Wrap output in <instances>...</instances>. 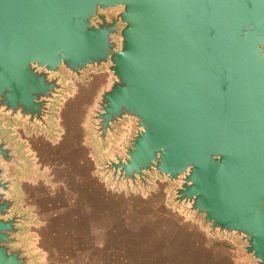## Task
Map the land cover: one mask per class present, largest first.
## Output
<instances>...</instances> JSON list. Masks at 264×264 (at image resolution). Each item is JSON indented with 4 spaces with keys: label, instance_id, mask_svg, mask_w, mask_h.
<instances>
[{
    "label": "water",
    "instance_id": "1",
    "mask_svg": "<svg viewBox=\"0 0 264 264\" xmlns=\"http://www.w3.org/2000/svg\"><path fill=\"white\" fill-rule=\"evenodd\" d=\"M106 67L87 116L99 151L126 120L122 152L101 158L116 185L178 184L207 235H233L264 264V0H0V115L52 131L67 72ZM0 134V264H34L21 238L16 176Z\"/></svg>",
    "mask_w": 264,
    "mask_h": 264
},
{
    "label": "crops",
    "instance_id": "2",
    "mask_svg": "<svg viewBox=\"0 0 264 264\" xmlns=\"http://www.w3.org/2000/svg\"><path fill=\"white\" fill-rule=\"evenodd\" d=\"M105 71H87L80 79L64 73L69 91L55 107L50 133L19 124V154L30 166L19 180L25 193L20 191L41 220L35 235L38 250L57 263L97 252L118 264L121 245L132 248L137 243L136 223L128 222L126 216L133 221L139 216L142 227L152 228L144 219L153 211L148 197L116 195L94 174L104 155L88 130L87 115L96 95L108 83ZM161 203L155 211L167 218ZM121 220L126 223L121 225ZM191 226L186 220L177 224L183 232ZM143 262L146 264L145 259Z\"/></svg>",
    "mask_w": 264,
    "mask_h": 264
},
{
    "label": "rangeland",
    "instance_id": "3",
    "mask_svg": "<svg viewBox=\"0 0 264 264\" xmlns=\"http://www.w3.org/2000/svg\"><path fill=\"white\" fill-rule=\"evenodd\" d=\"M103 69L106 70V67ZM92 71L93 69L88 70L89 73ZM62 73L65 72L62 71ZM105 73L109 77L107 83L108 85L111 77L107 70ZM54 118L55 115L52 119H50L51 123ZM19 124L25 126V124L19 123L17 120H15L12 124H9L5 120V117L0 115V134L4 133L7 135L8 139L11 140L12 145H15L18 148V154L20 153L18 144L19 140L17 138L19 133ZM129 125H132L131 120H126L122 123L118 135L109 141L107 147L101 151L104 156L109 155L111 151H123V148L127 145V141L132 134V126L131 129H129L130 133L128 132L127 127ZM53 127L52 123L51 128L53 129ZM31 129L37 130L40 128ZM91 135L93 137L92 133ZM24 161L27 164L26 173L23 174L19 170L12 168L9 169V173L10 176H16V210L20 213H27V218L29 220L27 223L22 225L24 232L22 233L21 238L25 241V248L28 249L30 254L36 258L33 263L117 264L110 260L109 256H100V253L97 254V252L88 257L73 258L72 261L69 259L68 261L70 262H64L62 260L61 263L54 262L51 258H45L43 256V253H41L40 249L38 250V246L35 242V235L37 234L36 228L41 224V220L33 211L29 200L26 198V195L24 194V186L19 183V180L22 179L23 176L27 175L30 167L28 166L27 161ZM98 163L100 164V169L97 170L95 166L94 174L104 183L108 191L116 195L119 194L120 196L148 197L147 199L150 200L152 204V215L144 217V219L146 218V223L150 221L152 224L151 230H148L147 226H141L143 224V220L141 221L139 216H136L134 221L133 218L131 219V216H126L128 218V222L136 223L135 240L137 243L134 246L132 245V248H130V246L123 247L121 245L119 249L120 257L118 259V264H145L143 262L144 259L146 260V264H254V261L244 254V244H241L233 235L215 233L212 236H208L207 230L202 229L200 223L194 220L192 214L188 212L187 207L171 204V198L173 196L172 189L177 188L178 184L171 183L168 180L161 179L159 177L158 178L161 181L156 182L154 177L157 176L156 174H153L150 176V180L148 181L149 187L146 189H143L142 185L138 183L136 185H132V183L127 185H116V183L111 180L110 176L104 172L101 162L99 161ZM129 186H132L133 188L128 190ZM20 190L24 193L22 194ZM159 197H161V200H159ZM160 203L167 211V218L159 216L155 211V209H158ZM166 203L167 207L165 206ZM139 204L140 202L137 198V207H139ZM179 215H181V217ZM185 220L188 225L193 226H191L192 228L188 227L183 232L182 229L177 227V224L180 221ZM123 223L126 222L121 220V225H123ZM191 231L192 233H190ZM130 233L128 232L127 234ZM207 237L209 238L207 239ZM150 240L152 242L151 244ZM89 251L91 252L90 249ZM146 253L147 255L144 258V254Z\"/></svg>",
    "mask_w": 264,
    "mask_h": 264
},
{
    "label": "built area",
    "instance_id": "4",
    "mask_svg": "<svg viewBox=\"0 0 264 264\" xmlns=\"http://www.w3.org/2000/svg\"><path fill=\"white\" fill-rule=\"evenodd\" d=\"M131 126L132 125H129L127 128H128V132L130 133V130L129 129H131ZM96 169L97 170H99L100 169V164L97 162V165H96ZM101 177V176H100ZM155 178V181L156 182H160L161 180L158 178V177H154ZM130 188H133L132 186H129V188H128V190L130 189ZM127 189V188H126ZM125 190V189H124Z\"/></svg>",
    "mask_w": 264,
    "mask_h": 264
}]
</instances>
